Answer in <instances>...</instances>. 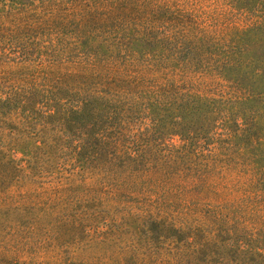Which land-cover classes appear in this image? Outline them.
<instances>
[{
    "label": "trees",
    "instance_id": "obj_1",
    "mask_svg": "<svg viewBox=\"0 0 264 264\" xmlns=\"http://www.w3.org/2000/svg\"><path fill=\"white\" fill-rule=\"evenodd\" d=\"M216 1L253 23L222 35L202 0H0V18L71 44L47 51L43 83L0 94V195L17 173L26 196H87L56 221L77 244L120 245L65 261L26 243L30 262L264 264V0Z\"/></svg>",
    "mask_w": 264,
    "mask_h": 264
},
{
    "label": "rangeland",
    "instance_id": "obj_2",
    "mask_svg": "<svg viewBox=\"0 0 264 264\" xmlns=\"http://www.w3.org/2000/svg\"><path fill=\"white\" fill-rule=\"evenodd\" d=\"M202 2L205 10L210 14L207 23L213 26L214 31L216 30L222 35L233 29L246 28L253 23V20L221 1L202 0ZM56 39L41 34H26V25L15 16L0 18V94L3 97L12 90L26 89L28 84L34 82L41 84L45 81L47 75L45 70L49 67L51 59L46 56L47 51L50 50L51 54L61 57L64 48L71 46L68 41L61 40V38ZM52 43L53 47H51ZM39 52L41 54H38ZM27 53H31L32 56L35 54V57L42 56L43 61L26 67ZM62 72L65 71L56 65L53 74L60 76ZM198 89L205 93H216L222 88L200 86ZM167 143L174 146L182 145L178 136L171 137ZM20 157L21 155H17V158ZM18 176L19 174L12 173L10 178L6 179L8 182L1 185L3 187L11 185L13 191H11V196L0 195V208L2 209L0 212V264H35L36 261L30 262L26 258V243L30 244L29 250L32 252L48 249L54 250L56 253L65 252L63 256L65 261L72 258L74 252L78 254L79 258H88L89 260L97 256L110 257L118 252L120 248L118 242L109 241L110 245L107 246L92 244L90 247L85 242L77 244L74 242L76 237H72L74 235L70 232L71 230L56 221V217H62L67 213L76 216L86 210L83 201L87 196H47V192L44 191H39L42 196H26V187L36 186L26 185V177L18 179ZM1 183L2 181H0ZM45 187H49V185L46 184ZM0 190L2 191L1 188ZM26 197L38 200L42 204L47 203L50 198L57 202L52 203L49 212L36 211L27 216L25 208H14L17 205H26V199H28ZM59 198H65V202H61ZM69 203L75 205L69 206ZM10 205L14 207L8 208ZM31 226H36V232L32 235L28 233Z\"/></svg>",
    "mask_w": 264,
    "mask_h": 264
}]
</instances>
